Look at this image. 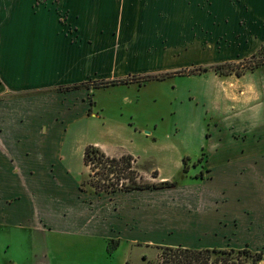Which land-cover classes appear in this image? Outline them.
I'll use <instances>...</instances> for the list:
<instances>
[{
  "label": "rangeland",
  "instance_id": "1",
  "mask_svg": "<svg viewBox=\"0 0 264 264\" xmlns=\"http://www.w3.org/2000/svg\"><path fill=\"white\" fill-rule=\"evenodd\" d=\"M230 1L239 6L237 0ZM117 2V14L110 19L140 31L115 33L113 55H107L108 63L114 59L111 71L101 72L107 77L87 80L78 88L0 96V103L19 106V118L29 120L18 132L38 142L35 147L41 153L48 147L45 167L57 176H32L34 186L42 183L47 188L58 179L56 187L72 189L78 180L79 200L92 201L87 206L100 215L112 214V221L97 229L96 236L49 232L44 236L32 221L27 226L12 222L10 212L11 223L0 221V264H27L33 245L39 253L51 249L56 254L63 249L67 258H58L75 264H160L161 246L166 245L246 247L261 251L260 264H264V233L252 227L249 183V81L256 68L250 66L252 60L264 58V45L241 46L240 31H234L235 23L221 0ZM108 13L116 12L109 8ZM221 64L222 72L216 71L214 67ZM164 72L170 75L162 80L142 77ZM126 76V84H99L106 78ZM3 130L7 136L8 131H16L3 127L0 133ZM6 141L9 145L0 141V216L2 200L17 196L3 192L4 187L10 190L14 177L5 169L10 164L8 148L17 152L33 146ZM88 144L132 154L139 181L172 180L174 185L130 194L98 191L91 179L104 181L92 172L89 176L91 170L83 163ZM64 167H69L68 175ZM51 190L57 194V188ZM132 202H141L138 207L129 206L135 222L121 220L126 210L122 205ZM112 222L124 226L119 232L122 238L111 228ZM113 232L117 234L104 238Z\"/></svg>",
  "mask_w": 264,
  "mask_h": 264
},
{
  "label": "crops",
  "instance_id": "2",
  "mask_svg": "<svg viewBox=\"0 0 264 264\" xmlns=\"http://www.w3.org/2000/svg\"><path fill=\"white\" fill-rule=\"evenodd\" d=\"M117 1L0 0V96L45 93L59 87L81 84L98 76H101V80L104 79V76L107 77L108 75L101 74V72L110 73L111 71L110 64L114 62V59L111 58V63H108L107 55H113L110 49L113 48L112 42L115 38H118L115 33L119 32L121 35L123 32L140 31V27L133 30L131 25H123L122 23L115 25V20L110 19L117 14ZM221 1L225 7V12L235 23L234 31H240L241 46L258 49L264 45V0H237V3L240 2L238 7H235L230 0ZM111 2L112 5L110 6ZM109 8L116 13L110 15L108 13ZM250 74V107L252 109L249 168L250 208L252 227L257 226L256 229H260L263 234L264 63L252 70ZM106 79L105 81H107ZM126 83L105 85L116 86ZM78 90L72 91L70 94H75ZM19 110L20 107L17 105H9L6 101L0 103V129L9 127L16 130L8 131L10 134L8 136L3 130L0 133V141L8 145L9 142L6 140L33 145L24 149H17V152H13L14 147L8 148L10 157L9 155H6V157H8L7 160L10 164H8L9 168L5 169L7 173L14 177L11 178L12 189L10 187V190H7L4 187L3 192L8 195L16 193L17 196L12 200H6V198L2 200L4 211L0 216V221L8 222L10 219L9 213L13 212L11 215L12 222L27 226L32 221L36 229L42 232L44 236L48 234L47 232L58 234L84 233L86 236H96L97 229L110 222L112 214L103 211L100 215L87 206L92 201L79 200L80 195L76 194L78 180L72 189L56 187L58 186V179L53 182L49 180L52 183L48 186L50 189L45 188V184L42 183L34 186L35 179L32 176L39 174L57 176V173L50 167H45V161L49 159L45 154L48 147L44 146V153H41L39 148L35 147L38 142L34 141L31 136L21 135L18 132V127L24 126L29 121L28 119L19 118ZM4 124L6 125L4 126ZM40 142L44 143L43 141ZM102 151L108 156L119 157L123 154L122 152H118V154L106 150ZM110 153L114 155H109ZM133 158L135 157L133 156ZM13 163L14 166H12ZM36 164L39 167H33ZM69 170V167L62 169L66 175L69 174ZM210 173H212L211 170ZM54 188H57V190H54L57 191V194L50 192ZM135 191L138 192L141 189L126 191V194L135 193ZM70 201H77L76 205L70 206ZM140 204L141 202H132L122 205V208L127 211L125 210V215L124 217L121 216V220L135 222L132 220L134 216L132 218L130 216L129 206L138 207ZM30 207L33 209L32 212L28 210ZM89 210L91 212L88 214ZM116 218L120 217L116 216ZM113 220L120 221L115 218ZM142 223L143 221L140 220V224ZM259 223H263V225L261 224L259 227ZM111 228L114 229V232H118V236L123 237L119 232L124 229V226H118L116 222H112ZM114 232L113 234H107L104 238L107 240L112 238L113 235L117 234H114ZM34 246L31 250H28L30 260L27 264H75L58 258H67L63 254V249L60 253L57 251L56 254H53L51 249L39 253L36 252V249H33ZM71 256L74 255L71 254ZM9 264H12V262ZM125 264H127V261Z\"/></svg>",
  "mask_w": 264,
  "mask_h": 264
},
{
  "label": "trees",
  "instance_id": "3",
  "mask_svg": "<svg viewBox=\"0 0 264 264\" xmlns=\"http://www.w3.org/2000/svg\"><path fill=\"white\" fill-rule=\"evenodd\" d=\"M255 57V54L252 55ZM253 65L250 69L260 66L264 63V58L252 60ZM224 64L214 67L216 71H221ZM204 70L207 67L202 68ZM222 72V71H221ZM230 73V72H226ZM237 76H241V71H236ZM170 73L162 74H147L142 77L146 80L151 79H164L169 77ZM129 78L101 81L100 85L115 84L120 82H128ZM81 84L62 87L64 89L78 88ZM134 158L131 154H121L119 157L106 155L99 147L88 144L83 152V163L90 168L91 172L99 176L101 183L98 180H92V185L98 191H106L108 193H115L117 191H130L134 189H152L170 187L174 185L172 180H163L158 182H143L139 181L133 169ZM184 169L187 164L185 158L183 159ZM155 175L156 170H154ZM128 180V183H125ZM106 181V183H105ZM262 259L261 251H251L250 249L243 248H217V247H204L192 248L186 246H161L160 264H260Z\"/></svg>",
  "mask_w": 264,
  "mask_h": 264
}]
</instances>
